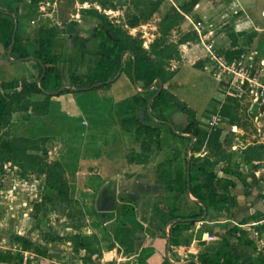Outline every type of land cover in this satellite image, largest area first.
Here are the masks:
<instances>
[{
	"label": "rangeland",
	"instance_id": "374dc122",
	"mask_svg": "<svg viewBox=\"0 0 264 264\" xmlns=\"http://www.w3.org/2000/svg\"><path fill=\"white\" fill-rule=\"evenodd\" d=\"M34 1L30 26L39 21L35 17L38 10L47 12L65 23L68 39L74 40L76 35L88 38L86 45L93 51L105 39L94 36L95 29L110 23L116 33L127 37L131 47L161 64L163 85L151 89L164 91L168 103L163 108L151 107L149 112L145 96L130 105L120 102V109L115 110L112 93L116 89L111 86L121 82L125 72L116 83L75 93L84 95L77 98L83 112L76 104L79 113L75 116L50 112V106L45 112L34 110L31 100L20 92L0 129V143L10 138L34 142L21 144L26 152L16 163L0 160V264H137L135 256L146 236L163 234L156 208H165L166 189L158 180L159 167L169 157H189L191 141L173 135L161 121L172 124L178 133L195 123L200 134L193 144L194 155L212 163L227 158L230 147L239 144V129L253 132L251 85L246 83L239 96L236 79L215 83L209 78L215 74L206 69V51L196 25L206 21L205 30L212 29L218 36L217 47L250 46L256 37L255 26L244 23L238 0H196L191 10L187 6L193 0ZM75 13L83 18L81 27L71 20ZM247 51L239 58L245 67L251 66L253 77L260 66ZM130 59L126 54L125 63ZM95 61L94 54L87 53L81 72ZM68 69H63L65 85ZM206 78L207 83L199 84ZM208 86L216 92L211 99L204 93ZM137 87L146 90L142 82ZM92 94H100L102 101L95 104ZM192 101L199 103L198 109ZM53 177L58 178V186L52 185ZM126 203L137 207L141 226L132 228L130 235L118 236L116 212ZM74 235L90 239L91 250L67 240Z\"/></svg>",
	"mask_w": 264,
	"mask_h": 264
},
{
	"label": "trees",
	"instance_id": "16d2710c",
	"mask_svg": "<svg viewBox=\"0 0 264 264\" xmlns=\"http://www.w3.org/2000/svg\"><path fill=\"white\" fill-rule=\"evenodd\" d=\"M25 0H0V44L12 58L14 62L19 61H35L39 68V76L36 81H28L23 79L21 82L13 81L4 84L0 89V129L4 120L13 111V102L16 96L20 94L16 90L22 88L21 95L43 94L45 95L44 102L33 103L34 110L40 112L48 111L50 99L54 96H60L68 93H81L87 91L98 90L106 85L115 82L117 74L125 72L131 83L134 85V77L137 84L142 82L146 90L137 92L140 95H145L148 98L147 107L153 97L152 108H163L168 103L167 94L161 90L159 95H156L159 90L153 91V87L158 79L164 82V69L160 63L154 62L144 54L131 47L127 37L116 33L114 27L110 23H101L94 32V36L103 35L105 39L100 43L96 51H93L96 61L87 73L77 74L70 71L68 85L63 84L59 70L61 61V53L55 48V41L58 36V29L41 30L38 34V45L31 49L22 40L23 24L17 15V7ZM196 0L187 6V10H191ZM70 30H73L70 26ZM73 34V33H72ZM80 43L83 57L90 53L85 47L88 38L75 36ZM131 56L128 63H125L124 57L126 54ZM224 55L230 61L238 59L242 55V51L238 49L224 50ZM134 73V74H133ZM116 78V79H115ZM138 87H136L137 90ZM15 90L14 93L6 90ZM132 104V102H131ZM150 118H153L149 114ZM167 122V121H166ZM163 123V122H162ZM169 123V122H168ZM169 130L173 135L181 139H191L186 136L193 134L195 138L199 137L200 130L195 123H191L183 135L176 134L169 124ZM155 129L154 127H151ZM23 142L33 143L34 140L26 138H10L3 143H0V160L5 159L8 162H15L21 154H24ZM195 147L192 146L190 160L188 158L181 159L180 155L169 157L159 167L158 174L159 183L166 189L165 208H156L158 218L163 224V230L169 227V236L172 245L179 244V237L194 226L198 221L208 220L211 212H220L224 209H230L236 206V199L230 194L232 188H235V182L231 179L220 177L215 171V163L208 159H200L195 157ZM189 171V179H188ZM53 186H58L59 180L57 177L50 178ZM247 187V193L252 194V191L244 180ZM207 210V216H205ZM118 225L115 229L117 235H130L131 229L141 226V221L138 217L137 207L131 203H126L122 206L121 211L116 212ZM234 231L244 236L245 233L239 228ZM242 239V237H240ZM74 241L80 249L86 251L91 250V241L81 235H74L67 239ZM244 244H252L249 240H243ZM229 242L223 239L222 246L214 253H204L198 257L199 264H245L240 258L229 256ZM152 253L148 249H141L138 264H147L146 259ZM1 256V255H0ZM0 262H3L0 257ZM162 264H173L165 260ZM190 264H197L192 262ZM264 264V261L261 262Z\"/></svg>",
	"mask_w": 264,
	"mask_h": 264
},
{
	"label": "crops",
	"instance_id": "0c3cea01",
	"mask_svg": "<svg viewBox=\"0 0 264 264\" xmlns=\"http://www.w3.org/2000/svg\"><path fill=\"white\" fill-rule=\"evenodd\" d=\"M238 1L240 10H243L245 14V18H243L245 20L244 23L246 22L245 24H247V21H249L255 26L256 37L248 47L222 48L224 50L238 49L242 51L244 57L245 50H248L249 56L252 58L255 57L258 60L260 67L257 75H259L260 84L264 86V0ZM35 5L36 1L25 0L17 7V15L24 27L21 34L23 42L31 47V49H34L38 45V34L41 30L58 29L59 33L55 41V48L62 56L59 63L62 81L64 79L63 69L65 67L69 68V74L71 70L77 74H83L81 69L85 56L83 57L82 55L80 49L81 45L76 38H74V40L68 39V34L64 31L66 30L63 26V24H65L64 22L62 24L56 21L57 19H53L52 15L47 12H42L40 14L38 10V14L36 13L37 16L35 17L38 18L39 21H37L36 26H30L28 24V20H31V15H33ZM43 8L41 7L42 10ZM36 18L32 19L31 22L33 24L36 23ZM71 20H73L72 22L76 27H81L83 21L82 16L75 13L72 15ZM71 20H69V22ZM67 28L70 29V26ZM85 47L90 52H93L86 44ZM76 52L78 53L77 58H75ZM202 57L203 56H200V58ZM191 62H193V60H191ZM78 66L79 71L76 69ZM193 75L194 73H192V76ZM35 76H39V68L35 61L14 62L4 49V46L0 44V89L3 88L4 84L13 81L21 82L23 79L36 81L34 80ZM182 77L183 75H180L181 81H183ZM209 78L211 80L214 79V82L217 83L216 78L210 76ZM118 80H116L115 83ZM202 82L207 83L208 78H206V81L199 80V84ZM116 86H111L112 89H116V92L112 93L114 96L113 98L116 99L115 110L120 109V102H123L122 105H130L132 100H140L145 97V95L137 93L139 90H136V86L131 83L129 77L126 75H124L122 81L118 82ZM117 88H120V91ZM254 89L256 90V88ZM6 91L11 93L15 90L9 89ZM16 91L21 92L22 88L20 87ZM205 91L204 93L210 99L216 93L212 86H208ZM140 92L144 91H139V93ZM105 95L106 94L102 93V98ZM82 96L84 95L75 93L54 96L50 99V112L55 110L63 113L65 116H75L79 113L76 112L75 108L76 104L79 106L77 98ZM248 96L252 100L249 108V116L251 118L250 123L253 126V132H249L243 128L239 129L242 134L239 144L234 145L233 148L230 147L227 158L215 162V171L217 174L220 177L228 178L235 182V188L231 189L230 194L235 197L236 206H232L230 209H224L217 213L211 212L208 220L202 221L203 225L199 224L200 221L196 222L194 226L184 231L179 237L178 245L171 244V247H169V236H167L170 229L169 227L163 230L162 235L149 234L146 236L142 246V249L152 251L146 259L147 264H162L168 257L170 258L169 262L173 264H190L192 262L199 264L198 257L204 253L214 254L222 246L223 239L229 242L227 250L229 251L230 257L240 258L245 264H261V262L264 261V102L260 104L257 112L254 113L252 112V108L256 102L250 92ZM26 98L31 100L32 103H41L45 100V95L33 93L27 95ZM65 98H67V100ZM90 99H93L95 104H97L98 101H102L100 94H92L90 95ZM197 99L198 98L195 100ZM66 101H69L68 106H66ZM199 101L201 103L200 99ZM191 105L195 109L199 107V103L197 104L194 101H192ZM56 107L60 108V110H56ZM72 108L74 110H71ZM78 108L79 110L82 109L80 106ZM81 111L83 112V109ZM235 151L238 153H235ZM244 180H246L250 189L254 191L252 194L247 193ZM235 228H239L245 235L241 236L239 233H236L234 231ZM240 237H242V239ZM243 240H249L252 244H244ZM140 253L141 251L135 256L137 264Z\"/></svg>",
	"mask_w": 264,
	"mask_h": 264
},
{
	"label": "built area",
	"instance_id": "2783aa9c",
	"mask_svg": "<svg viewBox=\"0 0 264 264\" xmlns=\"http://www.w3.org/2000/svg\"><path fill=\"white\" fill-rule=\"evenodd\" d=\"M204 24L206 21L203 22ZM204 24L196 25V30L199 33L201 42L205 49V58L207 60V70H214L215 78L219 81H224L225 79L232 77L236 79L239 83V91L243 92V86L246 83L251 85L249 92L253 95L254 101L257 102L260 100V104L264 102V86L260 84L259 75L251 76L249 66L245 67L243 65L242 59L244 58L241 55V58L234 59L230 61L224 55V50L222 47L216 46V40L218 36L215 35V32L211 29L208 30L204 28ZM208 30V31H207ZM207 31V32H206ZM251 68V66H250ZM256 88V90L254 89ZM215 118V117H214ZM200 225H203V222H199Z\"/></svg>",
	"mask_w": 264,
	"mask_h": 264
},
{
	"label": "water",
	"instance_id": "95a60500",
	"mask_svg": "<svg viewBox=\"0 0 264 264\" xmlns=\"http://www.w3.org/2000/svg\"><path fill=\"white\" fill-rule=\"evenodd\" d=\"M133 74H134V73H133ZM119 75H120V73L117 74L116 78H118ZM116 78H115V79H116ZM158 83H160L161 86L163 85L162 82H161V79H158V80L156 81V83H155L154 88L156 87V85H157ZM134 85L137 87V81H136V78H135V77H134ZM151 90H153V89H151ZM160 92H161V89L158 91V93H157L156 95H159ZM154 99H155V96L153 97L152 101H153ZM152 101H150L149 104H148V111H149V112H151ZM259 106H260V100H258V101L254 104V106H253V108H252V112H254V113L257 112ZM151 115H152V114H151ZM161 122L169 124L170 127L172 128V130H173L176 134L183 135L182 133H178L172 124H170V123H168V122H166V121H161ZM186 136H188V137L191 139V144H190L189 147H188V152H189L188 160H190V153H191L192 146H193V144L195 143V136H194L193 134H188V135H186ZM188 179H189V171H188ZM205 216H207V210H205ZM168 241H169V247H171V241H170V238H168ZM167 260L170 261V258L168 257Z\"/></svg>",
	"mask_w": 264,
	"mask_h": 264
}]
</instances>
